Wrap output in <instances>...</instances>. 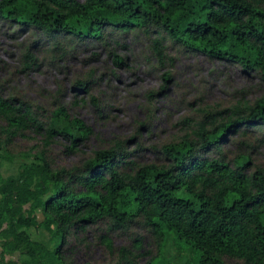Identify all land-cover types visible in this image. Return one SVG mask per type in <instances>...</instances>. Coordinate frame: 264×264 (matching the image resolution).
I'll list each match as a JSON object with an SVG mask.
<instances>
[{
    "label": "trees",
    "instance_id": "trees-1",
    "mask_svg": "<svg viewBox=\"0 0 264 264\" xmlns=\"http://www.w3.org/2000/svg\"><path fill=\"white\" fill-rule=\"evenodd\" d=\"M0 19L53 40L102 39L107 28H156L179 47L240 64L264 81V0H0ZM75 24H88L87 33ZM155 45L161 56L160 40ZM233 114L218 125L204 121L182 142L164 147L163 167L135 166L124 150L110 149L81 168L56 170L43 150L38 162L21 166L18 179L0 174L2 254L19 253L27 264H65L61 251L72 232L101 222L111 231L143 223L160 240L173 234L191 248L194 264H227L225 258L264 264V171L250 173L248 155L231 164L221 153L233 133L264 130V99ZM0 117L13 136L44 134L45 150L60 136L75 151L92 134L65 106L44 126L32 108L0 96ZM31 228L48 231L56 248L33 241L25 231ZM102 240L113 249L106 236Z\"/></svg>",
    "mask_w": 264,
    "mask_h": 264
},
{
    "label": "rangeland",
    "instance_id": "rangeland-1",
    "mask_svg": "<svg viewBox=\"0 0 264 264\" xmlns=\"http://www.w3.org/2000/svg\"><path fill=\"white\" fill-rule=\"evenodd\" d=\"M75 25L81 33L89 29L88 24ZM0 96L32 108L44 126L65 106L92 130L75 151L60 136L45 150L44 134L30 130L13 136L0 117V174L11 180L18 179L23 164L38 162L43 150L56 170L81 168L97 152L110 149L124 150L135 166H166L164 147L182 142L204 121L218 125L236 118V109L255 107L264 99V81L240 64L179 47L156 28L129 33L107 28L102 39L53 40L0 19ZM221 153L231 164L248 155V171H264V130L233 133ZM37 218L44 220L40 211ZM25 231L49 250L56 248L45 229ZM105 236L112 250L103 242ZM2 241L0 235V264L28 263L19 253L3 255ZM61 253L65 264H194L195 256L173 234L162 241L143 223L111 231L104 222L72 232ZM225 262L244 264L234 258Z\"/></svg>",
    "mask_w": 264,
    "mask_h": 264
}]
</instances>
